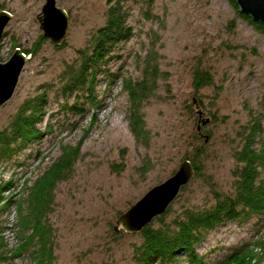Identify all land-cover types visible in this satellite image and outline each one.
Listing matches in <instances>:
<instances>
[{"label": "rangeland", "instance_id": "1", "mask_svg": "<svg viewBox=\"0 0 264 264\" xmlns=\"http://www.w3.org/2000/svg\"><path fill=\"white\" fill-rule=\"evenodd\" d=\"M44 4L45 0H0V11L13 15L0 41V61L9 60L16 48H39L33 55L24 53L30 58L12 98L0 107V129L26 99L46 90L40 127L51 130L18 157L20 164L1 162L0 178L16 179L15 189L7 194L22 201L61 155V147L83 139L78 160L54 191L49 216L55 233L54 264H134L133 247L140 237L114 230L120 215L172 177L201 145L204 173L197 178L194 174L168 208L180 212L211 202L210 184L225 189L233 182V151L241 144L239 129L251 114L263 115L264 138V33L242 18L230 0H126L134 36L120 44V57L110 63V70L121 77L141 78L152 52L163 73L142 110L146 127L142 139L131 129L122 78L112 83L101 78L99 109L87 105L90 111L81 116L63 108L59 76L68 64L79 63L78 51L104 24L107 0H57L69 15L60 46L40 40L43 30L37 15ZM196 69H207L214 76L213 84L199 92L193 85ZM93 112L97 121L89 127ZM210 114L215 120L203 125ZM199 125L200 138L209 136L207 142L197 137ZM15 223L17 211L12 207L10 228L4 231L10 249L22 243ZM258 239L264 240V218L244 225L228 221L198 250L218 259L235 246ZM32 251L4 264H34Z\"/></svg>", "mask_w": 264, "mask_h": 264}, {"label": "trees", "instance_id": "2", "mask_svg": "<svg viewBox=\"0 0 264 264\" xmlns=\"http://www.w3.org/2000/svg\"><path fill=\"white\" fill-rule=\"evenodd\" d=\"M239 10L236 0H230ZM126 0H107L105 22L93 33L88 44L78 51L79 63L67 65L60 74V90L64 95L63 108L84 116L90 109L101 107L98 99V86L105 77L112 83L122 78V88L128 94L130 106V125L136 137L146 136L143 108L162 78L158 57L150 53L138 79L118 76L110 70V63L120 57L119 46L134 36L133 26L129 23V10ZM239 14L264 33V24ZM41 41L45 39L41 37ZM39 45V44H38ZM20 47L19 45H17ZM39 50H23L25 54H34ZM213 74L207 69H196L193 85L197 92L212 85ZM47 91L26 99L0 129V163L15 162L31 144L37 143L51 130L40 127L43 123ZM90 109H87L88 107ZM200 107H203L201 105ZM205 110V108H204ZM209 114V113H208ZM207 114V115H208ZM210 122L215 119L210 114ZM97 121V112H93L89 127ZM263 115L251 114V120L241 125L239 136L241 144L233 151L235 166L233 182L229 188L211 185V202L203 206L183 207L180 212L168 208L157 216L137 235L139 243L133 247L134 264H264V240L246 241L235 246L221 258L209 257L201 253L198 246L208 235L225 222L244 225L253 220L264 218V138ZM46 130V131H45ZM211 136V132H209ZM199 140L200 133H197ZM83 139L75 146L63 145L62 153L49 169L30 187L27 198L19 201L12 189L16 179L0 178V264L32 251L34 264H54V230L49 219L53 210L56 185L66 179L79 158ZM203 142L205 141L202 140ZM205 146H198L192 157H187L194 167V177H201L206 167ZM115 171L119 169L114 167ZM186 186L182 190H186ZM9 193V194H10ZM12 207L17 211V223L22 243L10 249L4 231L8 227V214ZM120 233V232H119Z\"/></svg>", "mask_w": 264, "mask_h": 264}, {"label": "water", "instance_id": "3", "mask_svg": "<svg viewBox=\"0 0 264 264\" xmlns=\"http://www.w3.org/2000/svg\"><path fill=\"white\" fill-rule=\"evenodd\" d=\"M239 11L250 16L253 21L264 24V0H236ZM7 10L0 11V41L5 27L12 18ZM40 29L43 30L42 37L51 40L56 46L63 44L66 37L69 15L66 9L57 4V0H45L41 12L37 15ZM30 56L25 55L20 48H16L9 60L0 61V107L8 102L15 91L22 70ZM199 115H203L200 110ZM210 119L203 121L207 124ZM201 125L198 132L203 136ZM205 142L209 136L205 135ZM195 170L190 160L186 159L179 170L165 182L153 187L136 204L124 212L116 221L114 230L127 233H139L157 216L167 210L169 204L177 197L180 190L186 186Z\"/></svg>", "mask_w": 264, "mask_h": 264}]
</instances>
